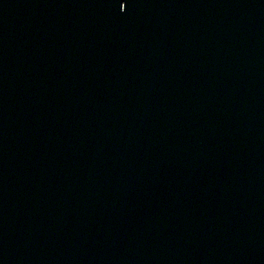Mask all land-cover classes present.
I'll use <instances>...</instances> for the list:
<instances>
[{"label":"water","instance_id":"95a60500","mask_svg":"<svg viewBox=\"0 0 264 264\" xmlns=\"http://www.w3.org/2000/svg\"><path fill=\"white\" fill-rule=\"evenodd\" d=\"M0 264H264V0H0Z\"/></svg>","mask_w":264,"mask_h":264}]
</instances>
